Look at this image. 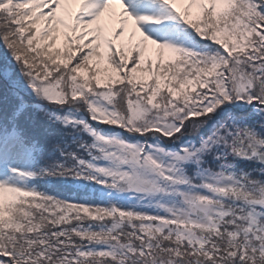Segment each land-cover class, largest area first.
Listing matches in <instances>:
<instances>
[{"label": "snow or ice", "instance_id": "snow-or-ice-1", "mask_svg": "<svg viewBox=\"0 0 264 264\" xmlns=\"http://www.w3.org/2000/svg\"><path fill=\"white\" fill-rule=\"evenodd\" d=\"M0 264H264V0H0Z\"/></svg>", "mask_w": 264, "mask_h": 264}]
</instances>
